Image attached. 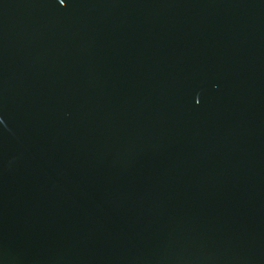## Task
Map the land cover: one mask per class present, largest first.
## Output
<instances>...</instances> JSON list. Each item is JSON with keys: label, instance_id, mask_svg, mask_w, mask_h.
Masks as SVG:
<instances>
[{"label": "water", "instance_id": "obj_1", "mask_svg": "<svg viewBox=\"0 0 264 264\" xmlns=\"http://www.w3.org/2000/svg\"><path fill=\"white\" fill-rule=\"evenodd\" d=\"M0 264H264V0H0Z\"/></svg>", "mask_w": 264, "mask_h": 264}]
</instances>
